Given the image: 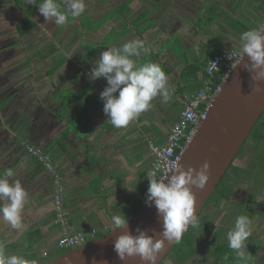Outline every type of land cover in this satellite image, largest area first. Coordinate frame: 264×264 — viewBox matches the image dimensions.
Listing matches in <instances>:
<instances>
[{"label": "crops", "instance_id": "obj_1", "mask_svg": "<svg viewBox=\"0 0 264 264\" xmlns=\"http://www.w3.org/2000/svg\"><path fill=\"white\" fill-rule=\"evenodd\" d=\"M119 4L94 3L86 30L80 22L84 15L55 25L54 36L0 38L11 44L0 50V176L11 169L9 180H20L30 201L21 230L0 222V246L8 255H49L58 250L61 236L51 179L27 152L28 144L50 153L63 175L70 230L105 234L113 215H125L142 198L151 161L147 143L164 141L179 109L203 82L202 74L196 81L185 64L238 47L239 28L259 26L264 19V0H139L137 13L130 10L124 21L111 14ZM109 12L112 17L104 20ZM137 14L139 30L131 24ZM71 25L75 34H62ZM46 37L47 50H29L27 44H44ZM134 38L147 48L133 58L137 65L158 63L173 92L166 102L154 98L147 111L118 129L107 121L100 99L106 79L92 82L88 73L102 51ZM185 264L205 262L198 255Z\"/></svg>", "mask_w": 264, "mask_h": 264}, {"label": "clouds", "instance_id": "obj_2", "mask_svg": "<svg viewBox=\"0 0 264 264\" xmlns=\"http://www.w3.org/2000/svg\"><path fill=\"white\" fill-rule=\"evenodd\" d=\"M28 3L35 5L36 0H28ZM62 4L61 0H42L38 4V11L46 21L54 20L56 25H64L69 18L75 20L86 10L85 0H62ZM239 47L242 53L241 60L247 54L251 61L250 64L244 65L245 69L250 73L255 71V79H264V27L242 32L239 36ZM146 52L144 41L131 39L119 47L112 46L102 51L88 73V78L92 82L99 78L107 81V86L100 93V99L104 102L103 111L108 117L107 121L115 128L126 127L141 113L147 111L154 98L159 96L163 101H168L173 92L167 74L158 63L137 65L136 59H133ZM213 67L217 68L214 62ZM209 168V162L205 161L199 171L192 167L184 170L182 164L174 163L170 173L163 178H158L156 171L147 172L149 186L145 203L148 206L154 204L162 217L161 238L156 239L148 234V230L139 228L136 234L124 232L114 242V251L121 261L139 256L143 264H157L165 241L168 243L179 241L189 226H198V215L194 214L196 197L192 186L199 189L206 186ZM13 176L14 172L11 169L0 176V222L21 230L30 201L28 192L20 180H9ZM111 223L112 232L128 228V219L124 214L113 215ZM250 223L248 216L239 215L235 219L234 227L227 232L229 248L234 250L242 261L246 260L244 249L245 241L251 233ZM0 264L37 262L20 255H8L0 246Z\"/></svg>", "mask_w": 264, "mask_h": 264}, {"label": "water", "instance_id": "obj_3", "mask_svg": "<svg viewBox=\"0 0 264 264\" xmlns=\"http://www.w3.org/2000/svg\"><path fill=\"white\" fill-rule=\"evenodd\" d=\"M240 61L225 79L206 118L202 120L179 162L184 170L192 167L197 171L205 161L210 164L206 186L203 189L192 186L196 197L195 215L202 212L219 180L264 112V79H255L256 72L250 73L245 69L244 65L251 63L247 54ZM138 228L148 230V234L156 239L161 238L162 217L154 204L148 206L145 203L128 219V228L114 232L112 228L101 236L51 255L37 264H143L139 256L121 261L114 251V242L119 235L126 231L136 234ZM177 242L165 241L157 264L166 258Z\"/></svg>", "mask_w": 264, "mask_h": 264}, {"label": "flooded vegetation", "instance_id": "obj_4", "mask_svg": "<svg viewBox=\"0 0 264 264\" xmlns=\"http://www.w3.org/2000/svg\"><path fill=\"white\" fill-rule=\"evenodd\" d=\"M257 171H262L264 176V113L198 215L200 223L191 234L197 252L189 261L200 255L204 256L201 259L205 264H225L219 258L215 260L211 252L213 247L226 242L228 246L227 232L234 227L239 215L256 219L250 223L251 233L245 241L246 247L253 248L246 252L253 253L254 247H264V181L257 179ZM209 227H212L210 231ZM199 247H203L202 250Z\"/></svg>", "mask_w": 264, "mask_h": 264}, {"label": "built area", "instance_id": "obj_5", "mask_svg": "<svg viewBox=\"0 0 264 264\" xmlns=\"http://www.w3.org/2000/svg\"><path fill=\"white\" fill-rule=\"evenodd\" d=\"M260 27H264V19L257 28ZM241 58L239 46L214 54L204 68L202 86L179 109L164 141L158 144L153 141L147 143L151 155L149 171H156L158 178L170 173L173 164L180 162L183 152L202 120L206 118L225 79ZM213 62L216 63L217 68L213 67ZM218 76L221 78L217 80ZM27 152L43 166L51 179L54 221L61 227L57 248L64 250L75 248L92 239L96 234L95 229L88 234L79 230H70V211L66 206L65 182L63 175L55 167L51 154L32 144L27 145Z\"/></svg>", "mask_w": 264, "mask_h": 264}, {"label": "trees", "instance_id": "obj_6", "mask_svg": "<svg viewBox=\"0 0 264 264\" xmlns=\"http://www.w3.org/2000/svg\"><path fill=\"white\" fill-rule=\"evenodd\" d=\"M41 2H42V0H36V4L34 5V4H29L28 0H14L16 9L20 10L22 12L20 18H18L14 24V29H15V32L17 33L18 37L26 36L36 29V27L38 25L36 18H37V15L39 13L38 4ZM132 2H133V0H123L119 4V6L117 7V10L112 12V15L117 14L118 19L124 21L125 20L124 17H126L128 12L131 10L130 4ZM61 4H62V1H61ZM62 6H63V4H62ZM112 15H110L109 17H106L104 20H107V18L112 17ZM122 17L124 20L122 19ZM89 20L90 19H89V17H87V15L80 20L83 30H86L87 22ZM70 21H72L71 18H69L68 22H70ZM131 24L138 27L137 29L139 30V14H137V16L132 19ZM257 26L258 25H254L252 27H249L246 24H244L243 27L239 28V31L242 33V32L247 31L249 29L257 28ZM119 34H121V33H119ZM1 44H4V43H0V45ZM10 45L11 44H8V45L5 44L3 46L5 47V46H10ZM1 47L2 46H0V48ZM213 55L214 54L209 55L204 61L196 62V64L186 63L184 70H188V69L192 68L191 76L193 77V79L198 81V73H201L202 77L205 76L204 75V68ZM220 78L221 77L218 76L217 80ZM201 85H202V81H200V87H201ZM263 113L261 114V116L263 115ZM257 123H258V121L255 123V125ZM255 125L253 126V128L255 127ZM253 128H252V130H253ZM218 185H219V183L217 184V186ZM148 186H149V182H148V185H146L145 187H142L140 189V192L142 194V198L139 199V203L137 205L132 206L131 209L125 214V217L127 219L131 218L135 213H137L145 205ZM211 228L212 227H209L208 231H210ZM190 229H191V226L187 229V231H185V233L182 235L181 239L173 246L172 250L167 255V257H169L173 261L174 264H185L194 255H196L197 250H196V247L193 246L195 244V242H193L192 236H190V234H189ZM101 235H103V233L98 232V234L96 236H94L93 239L98 237V236H101ZM226 243H224L221 246L218 245L217 247H213L212 252H211L212 255H215L217 258H219L225 264H243V263H245L246 260H244V261L240 260L239 257L235 254V251L230 249L229 246L226 245ZM62 251H65V250L64 249H58V250H56V251H54V252H52L46 256H36L34 254L33 255H26L25 258L28 260H35L36 262H39L43 259H46L47 257H49L51 255H54L56 253H60ZM159 264H166V262H164V260H163Z\"/></svg>", "mask_w": 264, "mask_h": 264}, {"label": "rangeland", "instance_id": "obj_7", "mask_svg": "<svg viewBox=\"0 0 264 264\" xmlns=\"http://www.w3.org/2000/svg\"><path fill=\"white\" fill-rule=\"evenodd\" d=\"M122 1L123 0H85L86 10L81 16H84V15L90 13L91 10L95 8L94 7V3H98V2L111 3L112 2V3L118 5ZM131 6L133 7V9L131 8V11L133 12V14L137 13L136 10L139 8V0H134L132 2ZM21 14H22V12L20 10L16 9L14 0H0V38H3L5 40V39L10 38V37H13V38L18 37V35H17V33L15 32V29H14V24H15L16 20L18 18H20ZM109 14H110V12L108 13V15ZM108 15L106 17L110 16V15L109 16ZM87 17L92 18V17H90L88 15H87ZM42 20H44V24H43ZM37 22L39 23L40 26L37 25L38 27H36V29L33 32H31L30 34H28L27 36L41 37L42 35H47L49 37V36H54L55 35L54 32H55V28H56L55 25L56 24H55L54 20L46 21L45 19H41V17H40V18L37 19ZM41 24H42V27H41ZM125 29L126 28H124L123 30H125ZM75 30L76 29H74V27L71 25V26L67 27L62 34H67V35L75 34ZM79 32H82V30H79ZM110 36H112V34ZM48 37L44 38L45 39L44 41H46V43H44V44L41 43L42 45L41 44H37L34 41L32 42V44H27V46H29V48H32V49H29V50L35 51V49H38V48H40V50H47L48 47L50 46V45H47L48 44V39H50ZM27 43H29V42H27ZM3 45H5V44H1L0 45V46H2L0 48L1 52L5 51L4 48H3L4 47ZM39 45H41V46L39 47ZM8 47H6V48H8ZM70 48H72L71 45H69L68 50ZM262 173H263L262 171H257L255 176L257 177V179H259V180H261L263 182L264 181V176H263ZM199 223H200V221H198V224ZM196 228L197 227H191V229L189 231L190 236H191V234L193 232H196L195 231ZM202 248L203 247H199V249H201V250H202ZM251 248H253V247H246L244 249L245 256H246V261L243 264H252L253 261H256L253 264H264V247H261L260 249L258 247H254L255 251L253 253L246 252V250L250 251ZM203 257L204 256H200L199 255V258H203ZM169 259L170 258H166V260H169Z\"/></svg>", "mask_w": 264, "mask_h": 264}]
</instances>
